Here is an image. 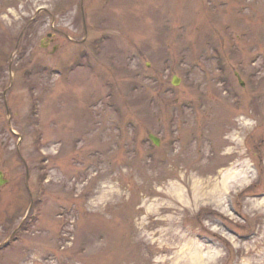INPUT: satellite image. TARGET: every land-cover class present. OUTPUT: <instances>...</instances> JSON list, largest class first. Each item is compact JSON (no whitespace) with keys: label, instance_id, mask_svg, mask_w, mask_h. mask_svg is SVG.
Returning a JSON list of instances; mask_svg holds the SVG:
<instances>
[{"label":"rangeland","instance_id":"obj_1","mask_svg":"<svg viewBox=\"0 0 264 264\" xmlns=\"http://www.w3.org/2000/svg\"><path fill=\"white\" fill-rule=\"evenodd\" d=\"M263 52L264 0H0V264H264Z\"/></svg>","mask_w":264,"mask_h":264},{"label":"water","instance_id":"obj_2","mask_svg":"<svg viewBox=\"0 0 264 264\" xmlns=\"http://www.w3.org/2000/svg\"><path fill=\"white\" fill-rule=\"evenodd\" d=\"M235 75L238 78V81H239L240 85L243 86V82L240 80L238 74H235ZM178 83H179V79H177L176 77H173V79H172V85L176 86V85H178ZM148 138L153 143V145H155V146H158L159 145V139L156 138L155 136H153V135L150 134V135H148ZM6 182L7 181L5 179H3V175L0 172V187L3 186L4 184H6Z\"/></svg>","mask_w":264,"mask_h":264},{"label":"flooded vegetation","instance_id":"obj_3","mask_svg":"<svg viewBox=\"0 0 264 264\" xmlns=\"http://www.w3.org/2000/svg\"><path fill=\"white\" fill-rule=\"evenodd\" d=\"M47 39H50V36H48Z\"/></svg>","mask_w":264,"mask_h":264},{"label":"trees","instance_id":"obj_4","mask_svg":"<svg viewBox=\"0 0 264 264\" xmlns=\"http://www.w3.org/2000/svg\"><path fill=\"white\" fill-rule=\"evenodd\" d=\"M237 37H238V36H237ZM237 37H236V38H237Z\"/></svg>","mask_w":264,"mask_h":264}]
</instances>
